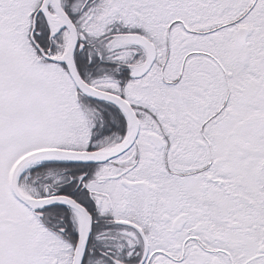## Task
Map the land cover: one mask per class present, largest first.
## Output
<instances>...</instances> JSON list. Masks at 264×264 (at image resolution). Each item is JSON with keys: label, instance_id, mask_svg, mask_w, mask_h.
I'll list each match as a JSON object with an SVG mask.
<instances>
[{"label": "snow or ice", "instance_id": "snow-or-ice-1", "mask_svg": "<svg viewBox=\"0 0 264 264\" xmlns=\"http://www.w3.org/2000/svg\"><path fill=\"white\" fill-rule=\"evenodd\" d=\"M0 264H264V0H0Z\"/></svg>", "mask_w": 264, "mask_h": 264}]
</instances>
